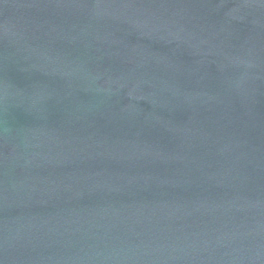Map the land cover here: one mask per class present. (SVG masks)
Returning <instances> with one entry per match:
<instances>
[{
    "label": "water",
    "instance_id": "obj_1",
    "mask_svg": "<svg viewBox=\"0 0 264 264\" xmlns=\"http://www.w3.org/2000/svg\"><path fill=\"white\" fill-rule=\"evenodd\" d=\"M0 264H264V0H0Z\"/></svg>",
    "mask_w": 264,
    "mask_h": 264
}]
</instances>
